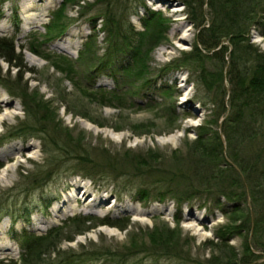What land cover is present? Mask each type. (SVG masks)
Here are the masks:
<instances>
[{"label": "rangeland", "instance_id": "1", "mask_svg": "<svg viewBox=\"0 0 264 264\" xmlns=\"http://www.w3.org/2000/svg\"><path fill=\"white\" fill-rule=\"evenodd\" d=\"M112 1L119 8L120 17L136 31L145 29L142 18L147 17L149 10L164 16L166 28L163 37L149 50L145 75L131 72L134 69L126 73L124 67L133 62L127 56L117 59L116 73L99 65L109 45L103 27L107 4L102 1L6 0L2 6L0 35L14 39L24 66L31 70L18 69L4 60L0 65L5 74L11 71V84L28 88L31 108L27 110L16 89V94H12L0 83V114L17 111L0 121V135L18 125L26 127V133L0 144V149L18 147L12 154L0 157V260L19 257L21 233L44 234L69 216L88 215L107 216L112 221L122 218L123 222L127 218L128 226L120 229L103 224L107 231L96 224L89 231L74 235L73 240L61 241L59 247L64 251L99 248L108 253L87 264H116V259L110 261L113 257L151 264V256L137 251L151 245L150 230L155 224L161 228L164 221L171 228L177 227L175 232L179 231L182 240L191 241L184 247L188 254L184 260L182 255H173L163 257L160 263L203 264L213 254L209 239L215 237L222 224L232 221L213 198L198 196L180 205L175 195L158 199V190L150 187L158 177L144 169L138 171L130 162L132 152L142 154L154 149L161 157L156 158L160 168L192 171L196 167L187 150L201 125L211 134L218 129L213 122L215 110L211 101L222 99L224 94L218 80L222 61L216 57L203 59L208 83H198L199 61L191 55L201 26L193 23L182 1ZM133 5L137 12L132 11ZM208 12L204 5L203 24L210 20ZM263 26H254L249 33L251 41L262 49ZM61 44L63 49L58 47ZM30 57L36 61L30 62ZM105 58L106 54L102 59ZM22 70V77H18ZM225 84L228 86L227 80ZM222 136L225 140L223 133ZM78 138L91 146L92 158L100 163L96 168L101 174H96V181L74 170L72 165L77 159L66 155ZM127 150L131 154H126ZM113 158L118 165L110 170L108 163ZM217 161L226 166L220 158ZM124 184L131 191L122 189ZM77 185L87 189L97 201L107 200L90 210V198L82 202V190L78 200L74 199ZM141 185L152 190L147 199L136 195ZM228 204L222 197L220 205L226 210L230 209ZM242 205L243 215L252 208L251 201ZM244 232H236L229 242L238 256L245 254ZM65 235L72 236V232ZM263 261L264 254L251 264Z\"/></svg>", "mask_w": 264, "mask_h": 264}, {"label": "trees", "instance_id": "2", "mask_svg": "<svg viewBox=\"0 0 264 264\" xmlns=\"http://www.w3.org/2000/svg\"><path fill=\"white\" fill-rule=\"evenodd\" d=\"M5 1L0 0V17L3 14L2 6ZM98 1L107 4L106 22L103 27L107 31L109 42L106 58L102 59L105 57L104 54L99 65L105 66L104 70L109 69L111 73H116L114 68L117 59L122 60L127 56L133 62L124 67L126 73L145 75L148 68L145 61L149 50L163 37L162 33L166 28L164 16L157 10H149L147 17L142 18L145 29L136 31L128 20L120 17L119 8L112 0ZM180 1L192 15L193 23L201 26L197 34L195 50L191 55V58L199 61V77L196 79L198 83H208L203 59L216 57L222 61L218 80L224 94L222 99L211 101L215 110L213 122L218 125V129H214L211 134L205 132L202 125L199 127L198 136L192 142V147L187 150L196 161V167L192 171L180 167L160 168L156 158L161 157L154 149L142 154L132 152L133 156L129 160L138 171L145 170L158 177L150 186H155L158 190L156 196L158 199L163 200L167 195H175L173 197L180 205L184 200L204 196L206 200L213 198L217 206H221L225 213H229L228 219L232 220L231 223L222 224L217 229L215 237L209 239L213 254L202 262L203 264H251L255 258L264 254V49L251 41L249 33L254 26L264 25V0ZM142 5L146 7L145 2H142ZM204 5L208 6L210 14L207 24H203ZM122 7L123 5L120 8ZM132 11L137 12L136 5L132 6ZM261 34L264 35V26ZM225 40L228 41L227 44ZM17 48L13 38L0 35V61L4 60L18 69L31 70L24 66L22 54ZM99 69L98 67L95 70L98 72ZM133 69L134 71H131ZM10 72L8 70L5 74L0 65V83L5 84L12 94H16V89L27 110L30 109L31 103L27 100L28 88L21 89L20 86L11 84ZM22 72L23 70L18 77H22ZM226 80L228 86L225 84ZM208 102L210 103V101L206 103ZM221 115L222 120L219 124L218 118ZM23 133H26L25 126L13 127L12 130L0 135V144ZM257 143L260 145L257 146ZM90 147L82 141V138H78L74 148L71 151L67 150L66 155L72 154L75 156L74 159H77V163L72 165L74 170L96 181V174H101L96 168L100 163L92 158ZM44 150L46 151V147ZM128 150L126 154H131ZM219 158L225 161V167L217 161ZM89 162L91 165H88ZM117 165L116 158L108 163L110 170L116 169ZM202 169L204 170L201 171ZM115 186L117 187L116 184ZM150 187L141 185L136 195L140 199H147L151 195ZM122 189L126 192L131 191L125 184ZM123 191L119 190L120 193ZM222 197L230 204H228L230 209L225 210L220 205ZM250 201L252 208L251 210L248 208L243 215L245 209L242 204ZM123 221L122 218L112 221L107 216L102 218L88 215L69 216L61 225L51 228L44 234L21 233L19 257L1 259L0 264L95 262L108 253L102 252L99 248L89 251L84 249L64 251L59 247L61 241L73 240L74 235L89 231L96 224H108L126 229L128 220L126 218V221ZM176 228H171L167 221H164L161 228L155 224L149 232L152 238L151 245L137 252H145L151 256L154 259L151 264H161L160 259L173 255L179 258L182 255V259L185 258L188 254L184 251V247L190 239L182 240L179 231L175 232ZM67 231H71L72 236L65 235ZM244 231H246L243 243L245 254L238 256L233 252L229 242L236 232L243 235ZM214 250L218 253L222 251L223 255L219 256ZM114 259L116 264H139V262H128L126 258L113 257L110 261ZM260 264H264V261Z\"/></svg>", "mask_w": 264, "mask_h": 264}, {"label": "bare ground", "instance_id": "3", "mask_svg": "<svg viewBox=\"0 0 264 264\" xmlns=\"http://www.w3.org/2000/svg\"><path fill=\"white\" fill-rule=\"evenodd\" d=\"M49 1H60V0H49ZM58 47L59 48H64V46L61 44V45H58ZM29 61L30 62H32V63H34L35 61H36V59L35 58H33V57H30L29 58ZM185 100V99H184ZM2 101H4L3 99H2ZM6 102H7V100H5ZM17 112L16 110H10V111H4V112H2L1 114H0V121H2V120H4L5 118H7L9 115H11V112ZM18 147L16 146V145H11V146H8V147H6V148H3V149H0V157L1 158H3V157H5L6 155H10V154H12L13 152H15V150L17 149ZM4 168H5V166H4ZM78 190V191H77ZM81 190H82V194H81V196L80 197H82L81 199H82V202H85L87 199H89V202H88V205L90 206L89 207V209L90 210H94L93 208H95L96 206H98L100 203H102V202H105L107 199L106 198H104V199H100L99 201H97L98 199L96 198V197H94L91 193H89V191L87 190V189H85L84 190V187L83 186H81V185H77L76 187H75V191L76 192H74V199H76V200H78V195H79V193H81ZM64 202H66L65 200H64ZM123 207H125V206H123ZM101 227H103V229H107V231H109V229L107 228V227H105L104 225H102ZM190 227V226H189Z\"/></svg>", "mask_w": 264, "mask_h": 264}, {"label": "water", "instance_id": "4", "mask_svg": "<svg viewBox=\"0 0 264 264\" xmlns=\"http://www.w3.org/2000/svg\"><path fill=\"white\" fill-rule=\"evenodd\" d=\"M224 139V138H223Z\"/></svg>", "mask_w": 264, "mask_h": 264}]
</instances>
